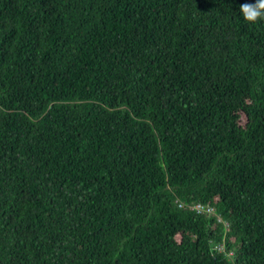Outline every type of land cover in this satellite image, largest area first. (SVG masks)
Wrapping results in <instances>:
<instances>
[{
	"label": "trees",
	"instance_id": "obj_1",
	"mask_svg": "<svg viewBox=\"0 0 264 264\" xmlns=\"http://www.w3.org/2000/svg\"><path fill=\"white\" fill-rule=\"evenodd\" d=\"M244 2L0 0V264H264Z\"/></svg>",
	"mask_w": 264,
	"mask_h": 264
},
{
	"label": "clouds",
	"instance_id": "obj_2",
	"mask_svg": "<svg viewBox=\"0 0 264 264\" xmlns=\"http://www.w3.org/2000/svg\"><path fill=\"white\" fill-rule=\"evenodd\" d=\"M240 15L243 20L256 24L257 22L264 21V0H253V2H244L239 9Z\"/></svg>",
	"mask_w": 264,
	"mask_h": 264
},
{
	"label": "built area",
	"instance_id": "obj_3",
	"mask_svg": "<svg viewBox=\"0 0 264 264\" xmlns=\"http://www.w3.org/2000/svg\"><path fill=\"white\" fill-rule=\"evenodd\" d=\"M188 207L190 209H193L197 213H205V214H210L212 212V210H213L212 206H210L208 204H202V203H199V202L192 203ZM215 246H216V249L218 251H222L223 250V246L221 244H216ZM226 254L227 255L231 254V251L230 250L227 251Z\"/></svg>",
	"mask_w": 264,
	"mask_h": 264
}]
</instances>
